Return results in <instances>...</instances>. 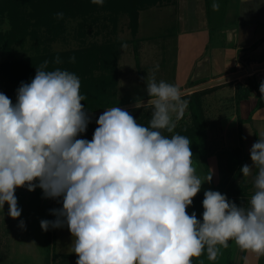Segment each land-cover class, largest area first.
Listing matches in <instances>:
<instances>
[{
    "label": "clouds",
    "instance_id": "9594fccd",
    "mask_svg": "<svg viewBox=\"0 0 264 264\" xmlns=\"http://www.w3.org/2000/svg\"><path fill=\"white\" fill-rule=\"evenodd\" d=\"M91 2L102 6L104 0ZM212 8L219 10L216 0ZM50 63L63 61L57 56L36 67L31 82L16 90L15 104L0 92V209L7 203L12 219L21 216L17 188H39L42 198L62 203L49 210L55 219H42L40 227L46 232L67 224L76 264H192L205 251L215 261L229 241L264 256V133L251 146L252 165L240 168L245 182L255 171L247 206L209 189L198 219L187 209L212 175L203 181L196 175L191 141L174 132L189 104L180 89L147 75L148 126L110 107L96 119L92 139H81L91 118L80 78L49 70ZM259 91L264 97V82ZM144 105L138 98L136 107ZM18 227L26 230L25 222Z\"/></svg>",
    "mask_w": 264,
    "mask_h": 264
},
{
    "label": "rangeland",
    "instance_id": "374dc122",
    "mask_svg": "<svg viewBox=\"0 0 264 264\" xmlns=\"http://www.w3.org/2000/svg\"><path fill=\"white\" fill-rule=\"evenodd\" d=\"M173 5L175 4L157 3L149 5L140 12L138 11V30L135 32L132 27L133 15L130 11V8L132 10L134 6L130 3L129 6L126 3L123 4L122 11L116 14L111 8L112 5L106 2H103L102 6L93 4L91 0L42 2L40 8H43V6L51 8L46 20L35 24L36 20L32 19L30 32L26 33L25 40L27 43L17 44L8 53L0 50V61L18 60L6 74L11 80L13 73L18 71L20 67L22 68L29 57H35L36 54L48 53L51 57L59 56L63 61L61 67L72 66V63L69 62L70 58L75 57V60H77L80 51L83 59H87L89 55L102 59L103 56L107 55L105 57V69L98 67L99 69L95 71L96 82L92 83L90 79L81 81L80 92L86 97V100L82 103L93 100L96 95L103 93V91L112 100H121L122 98L131 102H136L138 98L146 100L149 97L146 92L145 80L142 78H146L147 75H154L157 81L164 80L182 90L186 86H190V82L185 85L187 83L185 75L188 68L184 66H186L188 59L183 57L184 53L182 51L185 49V45L181 46L180 43L183 39L178 33L176 6ZM24 8L32 10L31 5H25ZM224 9L223 6H219V10L214 11L211 5V25L218 24L213 22V16L221 15L222 17L218 21L224 22L223 19L226 18ZM10 11L9 9L6 11L8 17ZM36 12L42 13L41 11ZM57 13H63V18L58 19ZM228 24L233 26L231 21ZM8 28H10L9 18H5L0 23V29ZM117 41L120 42L116 43ZM32 43L37 45L36 50L31 49ZM104 43H113L114 46L110 49L100 46ZM196 43L200 44L201 42L198 40ZM122 45L127 46L122 47ZM190 50L193 51V48ZM113 54L117 55V63L108 67L107 59L111 58ZM185 56L187 58L191 57L188 54H185ZM18 66L19 69H17ZM67 70L75 73L73 67H69ZM109 72L116 73V85L105 80V75ZM35 73L36 68L33 73H27L25 83H30ZM76 75L80 80L83 79L81 75ZM23 81L24 78L21 77L16 84H11L12 90L16 92ZM190 81L192 80L190 79ZM207 90L196 95H182V99L188 100L189 104L183 118L177 122L174 132L193 141L191 134L197 131V120L193 104L196 106L199 104L201 114L204 117L205 132L203 141L214 180L217 184H224V186L236 183L238 187H245L246 189L243 191L246 195L231 197L232 201L242 206L245 204L243 201L245 199L249 201L255 191L253 186L255 173L253 172V176L246 178L245 182L240 172L241 166H238L240 162H235L238 160L233 155V152L237 149L244 151L245 148L242 149L239 143L243 142L248 145V140L245 138L247 134L243 133V141H240L241 128L237 124L242 120L243 115L241 113L238 115L236 107H234L236 100L231 99L233 90L230 89V85L224 84L221 87L214 88L210 91L211 93L209 92L210 89ZM0 92H3V89ZM11 100L15 104L16 100L13 96ZM127 111L137 119L138 123L148 126L152 112L151 105H144L141 108ZM95 121L96 119H92L88 124L87 131L80 134L78 138L91 140L94 130L98 126ZM260 126L261 123H258L257 127L260 128ZM164 134L171 135L167 132H164ZM246 149L249 150V146ZM192 152L196 175L202 181L206 180L208 176L205 174V169L195 152ZM239 156L241 155L238 154ZM248 161V165L251 166V159L249 158ZM210 186L211 183H203L200 192L208 190ZM15 195L18 200V207L22 209L21 216L18 219H12L8 215L7 203L3 209H0V264H76L77 256L71 252L73 237L68 231L67 224L65 223L62 228L54 229L50 227L46 232L40 227L42 219H55L49 210L61 208L62 203L42 198L43 193L39 188L34 192H29L26 188H17ZM191 206L194 207V203ZM187 211L189 214L195 212L194 209L190 211V207ZM202 213L203 211L200 212V215ZM199 219H201V216ZM21 220L25 222L26 230L18 227ZM221 250V254L218 256L223 258L224 250L222 248ZM65 254L69 255L65 256ZM239 258L242 259L241 255ZM232 264L234 263L232 262Z\"/></svg>",
    "mask_w": 264,
    "mask_h": 264
},
{
    "label": "crops",
    "instance_id": "0c3cea01",
    "mask_svg": "<svg viewBox=\"0 0 264 264\" xmlns=\"http://www.w3.org/2000/svg\"><path fill=\"white\" fill-rule=\"evenodd\" d=\"M212 1H174L178 33L183 39L180 43L181 46L185 45V49L183 51L181 49V51L184 53L183 57L188 59L184 66L188 68L185 85L190 82V86L183 89L234 73H241L236 78L205 88L230 85V89L233 90L231 99L236 100L234 107H236L238 115L240 113L243 115L242 120L237 122L241 128L240 141H243V133L247 134L245 138L248 140V145L241 142L239 146L242 149L245 148V153L249 155L253 143L259 139L261 133H264V106L255 109L259 100L256 90L251 91L248 97L240 101L236 98V90L239 83L246 86L249 79L254 80L258 86L264 82V2L262 0H217L219 6L225 8L224 16L227 22L225 23V19L222 23L218 21L221 19V15L213 16V22L218 23L213 26L210 24ZM230 21L233 26L228 24ZM198 40H200V44L196 43ZM191 48L194 52L190 50ZM185 54L191 57L187 58ZM247 65L252 68L251 72L248 71ZM212 88L209 92L214 89ZM205 96L207 95L205 94ZM258 123H261L260 128L257 127ZM255 124L257 126H254ZM247 146H249V150L246 149ZM248 160L245 164H248ZM232 247L234 249V264H236V260H238L237 264H245V260H243L245 256L247 264H258L260 256L241 251L234 242H232ZM240 255L242 259L239 258Z\"/></svg>",
    "mask_w": 264,
    "mask_h": 264
},
{
    "label": "trees",
    "instance_id": "16d2710c",
    "mask_svg": "<svg viewBox=\"0 0 264 264\" xmlns=\"http://www.w3.org/2000/svg\"><path fill=\"white\" fill-rule=\"evenodd\" d=\"M53 1L54 0H0V23H2L3 19L9 18V24H10V28L0 29V50L4 53H8L12 51V49L17 44H21V45L26 44L27 43V41L25 40L26 33L30 32V28L32 27V19L36 20L35 24L45 21L47 18L46 16L48 15L49 10L51 9V8L50 9L47 8L48 6H45V7L43 6V8H40L41 3L42 2L53 3ZM174 1L176 0H104V2H106L107 4L112 5L111 8H113V11L116 12V14L117 13L119 14L120 11H122V5L125 3L127 4V6H129V3L134 6L132 10L130 7L129 8H130L131 14L133 15L132 27L135 32L136 30H138L137 29L138 14L142 9L148 7L149 5H153V4L155 5L157 3H160V4L174 3ZM57 3L58 1L56 2V4ZM25 5H31L32 10H26L24 8ZM8 9L11 10L9 17H8V14H6V11H8ZM31 11L32 13H30ZM36 11H41L42 13L40 14V13H37ZM26 15L29 16V18H27ZM119 42L117 41L116 43H119ZM31 46H32L31 47L32 50H36V47H37L36 44L32 43ZM100 46L110 49L114 46V44L104 43L103 45H100ZM81 54L82 52L80 51V53H78L77 55L78 57L77 60H75L74 63L70 62L72 63V66H69V67H73L75 74H79L83 77V79L80 81H85L87 79H90L91 82L94 83L96 82L95 71L99 69L98 67L105 69V65H106L105 57L107 55L103 56L102 59H98L96 56L92 57L90 55L89 57H87V59H83V56H81ZM54 58L55 57H51L48 53H44L41 55L36 54L35 57H29L22 68L20 67L19 69V66L17 67V69L19 70L13 73V75L11 76V80L6 76V74L11 69V67L18 62V60L0 61V90L3 89L4 94H6L10 99L13 96L14 100H16V92L12 90L11 84H16L17 80L21 77L24 78L23 82H26L25 75L27 73H33L36 68L35 65H37L38 67V64H41L43 61L48 60L51 62L54 60ZM107 62H108L107 64L108 67L110 65L116 64L117 55L113 54L111 58L107 59ZM60 65H63V64L61 63L57 65L54 63H50L49 69H54L56 67H59L62 70H67L69 68L68 66L61 67ZM105 80L108 83L110 81L111 84L116 85L117 83L116 73H110V72L107 73L105 75ZM211 88L196 90V92H193L191 95H196L197 93L208 91L207 89H211ZM253 90L257 91V95L259 98L258 104L256 105V108H255L257 109L259 107L264 106V97H261L259 86L254 80L249 79L246 86H244L242 83H239L237 85L236 98L239 99L240 101L248 97L250 95V92ZM130 102L131 101L124 100L123 98L121 100H115V99L112 100L110 99L109 95L103 91V93L96 95V97H94L93 100H89L88 102L82 103V104H84L86 112H94L99 109L121 106L124 103H130ZM199 106H200L199 104L197 106L193 104L195 116L197 120V131L196 133L191 134L192 140H193L191 141L192 143L191 147H192V151H194L195 154L197 155V158L200 159L205 169V174L207 176H209L210 174L212 175L211 186L209 189L213 191H219L221 194H225L230 201H232L231 197H233L234 195L235 196L246 195V193L243 191L246 188L238 187L236 183L232 185L230 183L224 186V184H217L215 182L214 175L212 173V169L209 163L207 150H205V145L203 141L204 132H205L204 117H203V114H201V111H200L201 108ZM135 108L137 107L126 108L124 110H134ZM98 117L99 115L95 117H90V118L92 120V119H97ZM238 154L241 156L238 157ZM233 155L237 157V160H238L235 162L237 163L240 162L238 165L239 167L240 166L242 167L250 157V154L248 155L245 153V151H241L240 149H237V151H234ZM205 191L199 192L193 198L194 207L190 206V211L194 209L195 213L197 214L198 219L200 218V216L202 219V215H200V212L204 211L203 206H202V201L204 199ZM231 194L233 195L231 196ZM243 202H245V204H243L242 206H247L248 200L245 199ZM238 206H241V205H238ZM232 242L233 241L228 242L229 243L228 248H222L224 250L223 258L218 256L215 261H210L208 260L207 253L205 251V253L202 254L200 257H194L192 260V264H232L233 255H234V249L232 247ZM66 255H69V254H65V256ZM258 264H264V256L259 257Z\"/></svg>",
    "mask_w": 264,
    "mask_h": 264
},
{
    "label": "water",
    "instance_id": "95a60500",
    "mask_svg": "<svg viewBox=\"0 0 264 264\" xmlns=\"http://www.w3.org/2000/svg\"><path fill=\"white\" fill-rule=\"evenodd\" d=\"M247 69H248L249 72L252 71V68L249 65H247ZM240 75H241V73H234L232 75H227V76H224V77H220V79H217V80H213V81L197 84L196 86H193V87H190V88H187V89H182L180 91H181L182 95L188 94V93H193V92H196V90H198V89H202V88H205V87H208V86H211V85H215V84L221 83L223 81L236 78V77H238ZM148 99L149 98H146V100H142L145 105H147ZM136 103H137V101L136 102H131V103H124L121 106H117V107H120L122 109L132 108V107H136ZM105 109H107V108L99 109V110L94 111V112H88V114H89L90 117H95L97 115L102 114V112L105 111Z\"/></svg>",
    "mask_w": 264,
    "mask_h": 264
}]
</instances>
